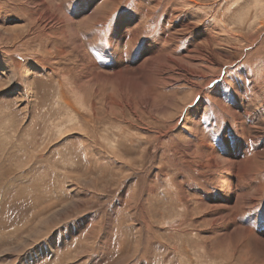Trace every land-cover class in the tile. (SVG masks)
Masks as SVG:
<instances>
[{"label": "rangeland", "instance_id": "1", "mask_svg": "<svg viewBox=\"0 0 264 264\" xmlns=\"http://www.w3.org/2000/svg\"><path fill=\"white\" fill-rule=\"evenodd\" d=\"M0 264H264V0H0Z\"/></svg>", "mask_w": 264, "mask_h": 264}]
</instances>
